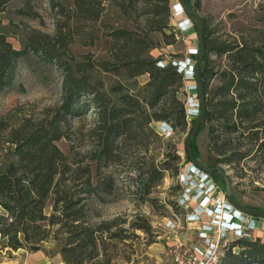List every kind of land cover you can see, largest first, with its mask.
I'll use <instances>...</instances> for the list:
<instances>
[{
	"label": "rangeland",
	"instance_id": "1",
	"mask_svg": "<svg viewBox=\"0 0 264 264\" xmlns=\"http://www.w3.org/2000/svg\"><path fill=\"white\" fill-rule=\"evenodd\" d=\"M75 1L91 9V13H98L97 16L87 18L86 12L78 11ZM189 1L193 3L195 0ZM154 2L8 0L0 11V30L6 32L7 40L13 48L26 47V50L17 62L13 81L0 91V116H8L11 121H15L22 111L36 116L44 109L56 107L60 100L64 70L74 68L77 62L85 67L91 65L86 73L98 92V104L109 105L125 89L145 98L142 86L147 80V74L128 77L122 69L116 73L99 66L102 61H113L109 49L113 44L111 33L115 29L132 30L141 38L147 36L152 41L147 54L153 58L162 57V66L172 64L171 61L183 65L185 58L192 64L198 43L191 21L186 31H179L175 24L177 19L169 15L167 25L172 27V36L153 31L151 28L154 20L164 21L162 12L153 16L151 9ZM175 2L168 0L169 13ZM198 2L196 11L200 17L210 19V26L216 27L215 36L221 34L223 38H228L243 35V38L250 40L264 32V0ZM166 32L170 33L169 30ZM28 37L35 40L33 44L37 47L36 51L31 49L32 45L27 46ZM116 49L112 48L110 53ZM212 58L213 75L209 86L215 88L221 84V74L227 60L223 56ZM181 76L182 86L177 95L187 114L196 109L198 100L195 90H191L193 77ZM112 87H122L123 90L115 92ZM90 97V94H86L83 99ZM144 109L150 112L157 108ZM96 111L95 107H89L80 116L69 119V140L61 138L56 142L72 167L88 168L91 180L95 179V162L90 160V155L99 143L98 131L93 128ZM191 117L186 116L184 127L175 124L172 130L164 126L160 128V122L151 121L150 126L155 132H150L147 126L141 124V127L134 129L132 136L116 140L112 163L100 166L97 176L107 185V192L99 194L100 202L88 201L86 219L92 225L105 222L101 229H107L101 238L104 240L105 259L109 264H168L170 241L174 233L163 226L164 219H175L178 231L194 225L184 221L190 207L176 205L180 193L177 173L190 164L186 159L184 141L191 126ZM143 119L144 114H140L138 120L142 122ZM257 121H262V118ZM233 124V128L229 129ZM252 125L253 122L245 120L222 122L220 119H212L197 130L194 145L202 165L218 166L225 171L233 198L237 202L264 209V151L256 152L257 143L264 139V135L257 134V143L249 140V134L257 129ZM210 127L216 135V144L212 145L208 140ZM218 146L221 149L223 147V155L213 150ZM231 150H249V155L226 164L221 159ZM159 169H162L163 176L152 183L147 178L148 173ZM216 183L223 188L219 181ZM44 212H49L48 205ZM144 221L149 225L148 233L136 228ZM114 234L123 238H112ZM253 237L257 238L252 233ZM62 239L44 241L40 248L55 255L59 253ZM2 255L0 260L16 256L13 251L9 257Z\"/></svg>",
	"mask_w": 264,
	"mask_h": 264
},
{
	"label": "trees",
	"instance_id": "2",
	"mask_svg": "<svg viewBox=\"0 0 264 264\" xmlns=\"http://www.w3.org/2000/svg\"><path fill=\"white\" fill-rule=\"evenodd\" d=\"M7 1L0 0V11ZM183 1L195 11L199 7L198 0L193 3ZM159 2H162L161 5H158ZM75 6L78 11L86 12L87 18H95L98 14L91 13V9L82 7L76 1ZM152 6L153 16L162 12L164 21L154 20L153 17L151 29L172 36V27L167 25L171 15L168 0H155ZM200 19L203 55L198 63V76L204 117L198 129L212 119L222 122L231 119L250 121L253 122L251 127L257 129L248 138L257 143V134L264 135V109L261 108L264 107V32L250 40L243 35L223 38L221 34L215 36L216 27L210 26L209 18ZM190 21L195 29L193 21ZM7 36L5 31L0 30V91L13 81L17 62L26 50V47L13 48ZM111 36L113 44L109 54L113 61H102L99 66L116 73L122 69L128 77L147 74L142 86L145 98L125 89L109 105L98 104V92L86 73L91 65L85 67L77 62L74 68L64 70L56 107L44 109L36 116L22 111L15 121L8 116H0V256L3 253L2 256L9 257L12 251L18 249L36 251L42 242L59 241L63 237L59 246L63 264H109L101 238L107 229H101L105 222L92 225L86 219L88 201L100 202L99 194L107 192V185L97 176L100 166L112 163L116 140L132 136L134 129L141 124L147 126L150 132H155L150 126L151 121L165 122L171 130L175 124L185 126V108L177 95L182 86V73L174 65L160 67L156 64L162 57L153 58L147 54L152 47V41L147 36L141 38L134 31L123 28L115 29ZM33 43L35 40L28 37L27 46L32 45L31 49L36 51ZM114 47L117 49L110 53ZM198 51L199 48L196 56ZM212 56H223L227 60L221 84L215 88L209 86L213 75ZM112 89L115 92L123 90L122 87ZM86 94L91 97L83 99ZM89 107L97 109L93 128L99 136L98 148L90 155V160L95 162L93 180L86 166L72 167L56 145L61 138L69 140V119L80 116ZM144 108L157 109L146 112ZM260 113L262 115H258ZM140 114H144L142 122L138 120ZM259 118L262 121H257ZM189 122L192 124L193 117ZM208 134L209 143L216 144V135L211 127ZM257 147L256 152L264 151V139L257 143ZM213 150L217 154L225 153L220 146ZM248 152L231 150L221 160L230 164L248 156ZM191 153L199 161L194 140ZM185 154L188 160L186 151ZM148 174V180L153 183L161 179L163 171L159 169ZM209 176L223 186L217 174L209 173ZM46 205L49 206L47 214L44 212ZM136 228L149 232L145 221ZM112 238L123 237L114 234ZM218 264H264V239L253 237L229 241Z\"/></svg>",
	"mask_w": 264,
	"mask_h": 264
},
{
	"label": "built area",
	"instance_id": "3",
	"mask_svg": "<svg viewBox=\"0 0 264 264\" xmlns=\"http://www.w3.org/2000/svg\"><path fill=\"white\" fill-rule=\"evenodd\" d=\"M170 14L177 19L175 24L179 31H185L191 26L189 18L177 2L172 4ZM171 62L183 76L193 77L188 58H185L183 65ZM156 64L162 67L163 62L158 60ZM191 90H194V85ZM196 113L197 106L192 112H187L186 116H195ZM161 126L171 130L165 122H160ZM176 177L180 186L176 205L190 207L184 221L195 225V239L188 242L175 238L170 245L168 264H218L229 241L250 239L253 231L264 229L262 217L251 216L234 208L226 199L223 188L213 181L209 173L190 163L180 169ZM163 226L175 234V219L165 218Z\"/></svg>",
	"mask_w": 264,
	"mask_h": 264
},
{
	"label": "water",
	"instance_id": "4",
	"mask_svg": "<svg viewBox=\"0 0 264 264\" xmlns=\"http://www.w3.org/2000/svg\"><path fill=\"white\" fill-rule=\"evenodd\" d=\"M176 2L182 8V10L186 14V16H188L193 21L194 26H195V34H196V38H197L198 48H199L198 55L196 56L194 62L191 64L192 75H193V79H194V90H195V95H196L198 103H199V109L197 110L196 115L193 116V122L189 128V131H188V133L185 137V141H184V149L187 153L188 161L192 165L200 168L202 171H204L206 173H214L220 177V179L223 183L224 195H225L226 199L228 200V202L234 208H236L237 210H239L245 214L255 216V217L264 218V209H259V208L253 207V206L241 204L233 198L229 179H228L225 171L221 167L204 166L197 159H195L192 156L191 143L194 140V137H195V134L198 130V127L201 124V122L203 121V117H204V104H203V99H202V95H201V84H200V80H199V76H198V63L201 60V57L203 55L201 19H200V16L198 15L197 11L188 7L184 3L183 0H176Z\"/></svg>",
	"mask_w": 264,
	"mask_h": 264
},
{
	"label": "crops",
	"instance_id": "5",
	"mask_svg": "<svg viewBox=\"0 0 264 264\" xmlns=\"http://www.w3.org/2000/svg\"><path fill=\"white\" fill-rule=\"evenodd\" d=\"M193 226L179 231L176 229L175 234L171 237L170 244L174 242L175 238L182 241H193L195 239V230ZM253 234L258 238L264 239V229H256L253 231ZM13 253H15V257L3 258L0 260V264H63L59 253L50 255L42 248H39L36 251H24L22 249H18L13 251Z\"/></svg>",
	"mask_w": 264,
	"mask_h": 264
},
{
	"label": "bare ground",
	"instance_id": "6",
	"mask_svg": "<svg viewBox=\"0 0 264 264\" xmlns=\"http://www.w3.org/2000/svg\"><path fill=\"white\" fill-rule=\"evenodd\" d=\"M195 105V104H194Z\"/></svg>",
	"mask_w": 264,
	"mask_h": 264
}]
</instances>
